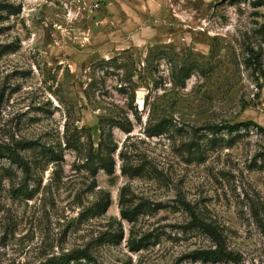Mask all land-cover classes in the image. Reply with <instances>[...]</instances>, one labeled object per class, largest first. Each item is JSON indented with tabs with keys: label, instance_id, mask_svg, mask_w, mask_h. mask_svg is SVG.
Returning <instances> with one entry per match:
<instances>
[{
	"label": "rangeland",
	"instance_id": "1",
	"mask_svg": "<svg viewBox=\"0 0 264 264\" xmlns=\"http://www.w3.org/2000/svg\"><path fill=\"white\" fill-rule=\"evenodd\" d=\"M64 259L264 264V0H0V264Z\"/></svg>",
	"mask_w": 264,
	"mask_h": 264
},
{
	"label": "trees",
	"instance_id": "2",
	"mask_svg": "<svg viewBox=\"0 0 264 264\" xmlns=\"http://www.w3.org/2000/svg\"><path fill=\"white\" fill-rule=\"evenodd\" d=\"M110 61H115V57H112L109 59ZM179 71H183V79H186L188 77L189 72L185 67H180ZM184 84V81L181 80V85ZM114 125H117L118 128H120L124 133H129L131 131V123L128 119H125V122H115ZM125 125V126H124ZM154 125H157L155 128H157V131H152L151 134H155L158 132L159 128H162V125H164L163 121L157 122ZM235 125V124H234ZM231 125L230 130H234L236 126ZM102 140V141H101ZM65 146H68L73 148L79 153V150L76 145H70L69 140H66ZM28 148V147H27ZM46 154H48V158L51 161L56 160V154L54 150L51 149H45ZM115 150V145L110 141L109 139L101 138L100 137V143H98V150L94 156L92 155L91 151H89L87 154H85L83 157L84 163L88 166V168L91 171V175L94 178L95 174L97 173L98 170L104 171L106 175H112L114 172V158H113V152ZM8 158H10L14 163H17L18 165H23V159L18 157L16 153L14 152H9L7 153ZM93 156V157H92ZM93 159H95L96 164L93 163ZM24 166V165H23ZM143 169L137 168V167H132L130 165H125L122 164L121 166V172L123 174H127L128 176H133L140 174ZM120 204H121V200ZM109 205V200H106L102 205H97V212L101 213L105 210V208ZM134 214V210H128L124 209L121 210V215L123 218L130 219L132 218ZM197 258L203 259V260H209L213 261L216 259L224 258L223 252L222 251H203V252H198L196 255H194ZM73 259L77 262H79L80 259H84L87 262L91 260V258L86 254V253H78L77 255H72L70 257V260ZM64 262L69 263V259H64L62 262H55V264H64Z\"/></svg>",
	"mask_w": 264,
	"mask_h": 264
},
{
	"label": "water",
	"instance_id": "3",
	"mask_svg": "<svg viewBox=\"0 0 264 264\" xmlns=\"http://www.w3.org/2000/svg\"><path fill=\"white\" fill-rule=\"evenodd\" d=\"M135 95H136L137 98H142L144 94L141 91H136Z\"/></svg>",
	"mask_w": 264,
	"mask_h": 264
},
{
	"label": "crops",
	"instance_id": "4",
	"mask_svg": "<svg viewBox=\"0 0 264 264\" xmlns=\"http://www.w3.org/2000/svg\"><path fill=\"white\" fill-rule=\"evenodd\" d=\"M123 1V0H122ZM125 1V0H124ZM138 1V0H135ZM148 0H141V2H147ZM152 1V0H151ZM154 1V0H153Z\"/></svg>",
	"mask_w": 264,
	"mask_h": 264
},
{
	"label": "bare ground",
	"instance_id": "5",
	"mask_svg": "<svg viewBox=\"0 0 264 264\" xmlns=\"http://www.w3.org/2000/svg\"><path fill=\"white\" fill-rule=\"evenodd\" d=\"M140 99V98H139ZM139 103H140V105H141V100H139Z\"/></svg>",
	"mask_w": 264,
	"mask_h": 264
}]
</instances>
